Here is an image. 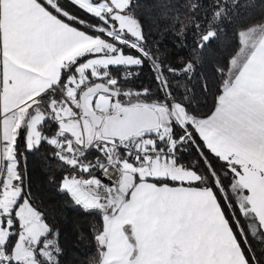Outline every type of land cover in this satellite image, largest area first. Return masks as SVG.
Listing matches in <instances>:
<instances>
[{"label":"snow or ice","instance_id":"6c2138e0","mask_svg":"<svg viewBox=\"0 0 264 264\" xmlns=\"http://www.w3.org/2000/svg\"><path fill=\"white\" fill-rule=\"evenodd\" d=\"M137 4L0 0V264H63L37 154L95 217L87 264H264V84L193 107Z\"/></svg>","mask_w":264,"mask_h":264},{"label":"trees","instance_id":"16d2710c","mask_svg":"<svg viewBox=\"0 0 264 264\" xmlns=\"http://www.w3.org/2000/svg\"><path fill=\"white\" fill-rule=\"evenodd\" d=\"M134 15L142 21L151 47L159 48L162 59L174 66L191 64L187 76L171 80L173 90L193 107L207 111L224 89L232 60L242 45V34L264 25V0H138ZM150 83L151 74L145 69L128 86ZM28 172L34 195L43 198L60 230L63 264H87L95 255L89 235L95 217L73 210L56 194L40 154L29 156Z\"/></svg>","mask_w":264,"mask_h":264},{"label":"crops","instance_id":"0c3cea01","mask_svg":"<svg viewBox=\"0 0 264 264\" xmlns=\"http://www.w3.org/2000/svg\"><path fill=\"white\" fill-rule=\"evenodd\" d=\"M264 84V25L242 34V45L232 60L224 90L240 95Z\"/></svg>","mask_w":264,"mask_h":264}]
</instances>
